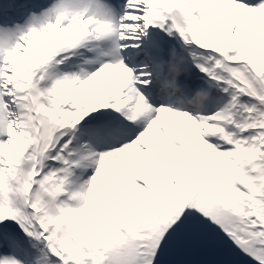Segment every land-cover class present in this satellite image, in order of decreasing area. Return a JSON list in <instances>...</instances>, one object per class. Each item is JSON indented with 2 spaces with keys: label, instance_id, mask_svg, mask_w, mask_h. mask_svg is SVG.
<instances>
[{
  "label": "snow or ice",
  "instance_id": "6c2138e0",
  "mask_svg": "<svg viewBox=\"0 0 264 264\" xmlns=\"http://www.w3.org/2000/svg\"><path fill=\"white\" fill-rule=\"evenodd\" d=\"M0 264H264V0H0Z\"/></svg>",
  "mask_w": 264,
  "mask_h": 264
}]
</instances>
